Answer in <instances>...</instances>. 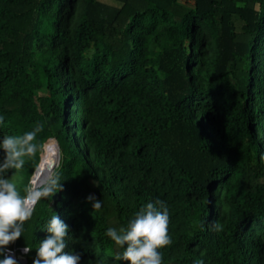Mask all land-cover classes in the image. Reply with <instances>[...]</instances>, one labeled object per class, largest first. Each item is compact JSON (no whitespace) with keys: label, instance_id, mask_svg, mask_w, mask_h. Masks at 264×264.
Masks as SVG:
<instances>
[{"label":"trees","instance_id":"trees-1","mask_svg":"<svg viewBox=\"0 0 264 264\" xmlns=\"http://www.w3.org/2000/svg\"><path fill=\"white\" fill-rule=\"evenodd\" d=\"M0 116L43 125L20 194L51 138L62 187L0 259L33 264L56 214L79 264H129L105 233L161 200L163 264H264V0H0Z\"/></svg>","mask_w":264,"mask_h":264},{"label":"clouds","instance_id":"clouds-1","mask_svg":"<svg viewBox=\"0 0 264 264\" xmlns=\"http://www.w3.org/2000/svg\"><path fill=\"white\" fill-rule=\"evenodd\" d=\"M4 117L0 116V124ZM43 131V125L38 124L33 130L20 136H5L0 141V149L4 157L0 161V254L10 243L15 242L23 235L24 225L29 221L35 211V205L42 199L52 198L62 190L59 177H50L40 184H31L24 189L21 195L17 185L7 178L9 170H20L25 164V157L32 158L38 151L35 143L37 134ZM93 202V209L101 207V201L94 196L87 198ZM169 209L161 201L149 202L142 206L132 218L127 228L118 232L115 228L106 231L116 245L124 248L117 260L129 264H163L161 249L169 246L172 239L169 235ZM219 230V226H215ZM46 231L49 235L40 242L33 264H79L80 256L65 252L69 227L58 215L54 214L49 220ZM31 247L24 249L25 253ZM0 264H17L14 254L0 259Z\"/></svg>","mask_w":264,"mask_h":264},{"label":"rangeland","instance_id":"rangeland-1","mask_svg":"<svg viewBox=\"0 0 264 264\" xmlns=\"http://www.w3.org/2000/svg\"><path fill=\"white\" fill-rule=\"evenodd\" d=\"M180 3H186V0H180ZM188 3H190V1H188ZM50 140V139H49ZM47 142V141H46ZM46 142L43 144V146H42V149H41V153H42V151H43V149H45L44 151H43V154H42V162H43V160L45 159V158H48V157H51L53 154H55V153H58L59 155H60V153H59V151L57 150V147H56V144H57V142H56V140L54 139V138H51V140L48 142V144L45 146V144H46ZM48 145H50V147H49V153L48 154H44L46 151H47V148H48ZM44 146H45V148H44ZM58 146V145H57ZM41 156V155H40ZM42 162H41V164H40V166L39 167H41V166H44V170H43V172L41 173V175L39 176V177H36V173H34L35 175H32L31 176V179H30V182H31V180H32V184H34V180L36 181V182H43L45 179H47V178H50L51 177V175H52V172H50V167L47 165V164H42ZM59 163V162H58ZM58 166V164L56 165V167ZM55 167V168H56ZM36 172V171H35ZM9 179L12 181V182H14L16 185H18L19 183H20V181H21V176L19 175V173L18 172H14L10 177H9ZM21 254V253H20ZM22 256V255H21ZM22 259H23V256H22Z\"/></svg>","mask_w":264,"mask_h":264},{"label":"built area","instance_id":"built-area-1","mask_svg":"<svg viewBox=\"0 0 264 264\" xmlns=\"http://www.w3.org/2000/svg\"><path fill=\"white\" fill-rule=\"evenodd\" d=\"M31 183V182H30ZM9 250H11V253L14 254L15 260L18 262L20 259H22L21 254L18 252L16 246L7 247L4 251V257L5 255L9 254Z\"/></svg>","mask_w":264,"mask_h":264},{"label":"bare ground","instance_id":"bare-ground-1","mask_svg":"<svg viewBox=\"0 0 264 264\" xmlns=\"http://www.w3.org/2000/svg\"><path fill=\"white\" fill-rule=\"evenodd\" d=\"M38 168H39V166H38ZM37 168V169H38ZM37 169H36V171H37ZM42 183V182H41ZM34 184H40V182H36L35 180H34Z\"/></svg>","mask_w":264,"mask_h":264}]
</instances>
